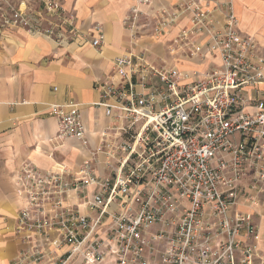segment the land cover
Returning a JSON list of instances; mask_svg holds the SVG:
<instances>
[{
	"label": "built area",
	"instance_id": "2783aa9c",
	"mask_svg": "<svg viewBox=\"0 0 264 264\" xmlns=\"http://www.w3.org/2000/svg\"><path fill=\"white\" fill-rule=\"evenodd\" d=\"M25 1L0 0L1 27L59 41L64 27L75 34L58 0ZM183 16L189 25L165 43L167 55L218 62L189 74L163 58L115 57L118 80L95 81L91 105L110 119L95 147L79 103L51 106L59 135L89 154L70 178L22 166L14 230L27 241L55 231L54 249L68 250L54 264H264L252 214L235 208L246 181L264 186V56L238 29L231 0H179L150 17L134 6L124 24L159 43ZM92 29L88 43L100 47V26ZM47 256L35 244L24 259Z\"/></svg>",
	"mask_w": 264,
	"mask_h": 264
},
{
	"label": "crops",
	"instance_id": "0c3cea01",
	"mask_svg": "<svg viewBox=\"0 0 264 264\" xmlns=\"http://www.w3.org/2000/svg\"><path fill=\"white\" fill-rule=\"evenodd\" d=\"M64 14L72 15L75 34L64 27L63 38L53 40L34 35L22 29L0 26V264H54V259L67 246L54 249L58 239L55 231L47 239L24 240L15 232V218L24 199L18 194L16 180L26 163L43 172H64L67 178L77 174L89 149L71 137L59 135L51 106L67 101L79 103V112L87 128L90 147H95L101 132L110 124L101 108L91 105L99 99L95 88L97 79L117 81L113 69L115 57L126 50L145 55L158 63L162 58L176 64L180 70L194 66V70H182L191 74L204 71L218 60L197 62L190 58H173L166 53L165 43L175 33L189 25L183 16L160 37L159 43L148 35L134 37L124 24L130 9L137 6L149 17L158 7L179 0H151L142 5L139 0H58ZM232 11L238 29L252 35L264 56V0H231ZM222 20L223 15L216 13ZM100 26L103 39L100 47L88 43L92 28ZM94 31V32H93ZM264 90V85H260ZM95 169L104 174L103 157L98 155ZM68 203H78L71 195ZM236 210L251 213L260 238L257 247L264 260V186L259 188L250 182L244 184ZM80 209L85 211L81 206ZM48 251L47 258L34 262L25 258L32 245ZM50 251V252H49ZM71 264H81L76 259Z\"/></svg>",
	"mask_w": 264,
	"mask_h": 264
},
{
	"label": "rangeland",
	"instance_id": "374dc122",
	"mask_svg": "<svg viewBox=\"0 0 264 264\" xmlns=\"http://www.w3.org/2000/svg\"><path fill=\"white\" fill-rule=\"evenodd\" d=\"M15 3H18V4H20L21 2H24V3H26V1L25 0H13ZM34 4L35 5H41V1L40 0H34ZM188 67L189 68H184V69H182V70H194V66L192 65V64H188Z\"/></svg>",
	"mask_w": 264,
	"mask_h": 264
}]
</instances>
